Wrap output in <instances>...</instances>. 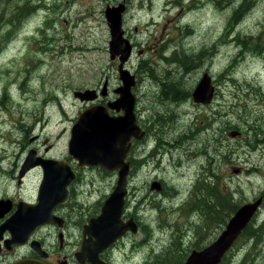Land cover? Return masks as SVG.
<instances>
[{
    "label": "rangeland",
    "instance_id": "374dc122",
    "mask_svg": "<svg viewBox=\"0 0 264 264\" xmlns=\"http://www.w3.org/2000/svg\"><path fill=\"white\" fill-rule=\"evenodd\" d=\"M30 1L7 0L0 7V200L10 195L15 202L33 198L39 180L38 171L21 186L11 178L26 151L66 150L67 141L57 137L69 126L66 119L81 113L73 94L102 87L107 76L120 79V61L109 53L105 0H36L28 9ZM133 3L138 14L127 25L141 45L124 68L138 81L136 110L150 139L142 142L141 158L148 164L132 174L126 211L139 229L124 238L114 264H151L175 245L186 250L201 238L203 246L216 241L234 214L227 224L196 232L192 225L207 216V191L204 207L194 208L192 216L177 212L204 175L214 192L230 193L231 207L262 200L253 222L259 232L240 236L226 263L264 264V0ZM205 74L215 95L201 105L192 94ZM93 176L79 185L81 204L94 205L118 181L108 179L103 188V179ZM155 182L164 191L152 190ZM43 235L49 245H59L57 230Z\"/></svg>",
    "mask_w": 264,
    "mask_h": 264
},
{
    "label": "water",
    "instance_id": "95a60500",
    "mask_svg": "<svg viewBox=\"0 0 264 264\" xmlns=\"http://www.w3.org/2000/svg\"><path fill=\"white\" fill-rule=\"evenodd\" d=\"M123 9L124 7L121 6L120 8H107L105 11L111 29L110 58L111 60L119 59V78L123 83L118 90L120 97L114 103L109 104V107L123 114L110 116L104 107H92L83 111L72 128L73 135L69 142V154L79 162L80 166H100L108 171H118L117 185L104 203L102 214L91 220L85 227L84 241L77 254V261L81 264H107L101 259L100 254L128 232L136 234L139 229L134 218L123 219L126 215L130 174V163L126 159L131 149V140L133 138L140 140L144 135L137 124L135 115L136 99L132 93V87L136 79L128 69L124 68V64L132 56V46L130 41L124 37ZM95 93V90L79 91L74 94V97L81 102H93L97 97ZM214 95L215 86L212 78L205 74L192 94L193 100L197 104L208 105L212 102ZM238 135V132L231 134L232 137ZM55 165L59 164L53 160L31 158H28L23 165V173L36 166L43 167L44 180L39 191L38 204L20 202L17 213L1 228V234L6 230L11 234V240L6 242L22 246L40 226L46 224L64 226L63 219L55 216L53 209L56 205L66 202L67 198L57 194L53 196L48 190L49 186L57 190L59 177L62 176L56 171H51V169H58ZM68 177L73 179L74 175L69 172ZM151 188L160 191L161 183L155 182ZM261 204L260 199L240 207L221 236L203 250L191 252L185 264H221L239 237L252 223ZM32 248L40 253L42 258H47V252L41 249L39 243L34 242ZM13 264L46 263L38 260H20Z\"/></svg>",
    "mask_w": 264,
    "mask_h": 264
},
{
    "label": "flooded vegetation",
    "instance_id": "af4514ba",
    "mask_svg": "<svg viewBox=\"0 0 264 264\" xmlns=\"http://www.w3.org/2000/svg\"><path fill=\"white\" fill-rule=\"evenodd\" d=\"M214 0H190V3H212ZM106 3V9L107 8H120L121 6L124 7V12L122 13V28L124 30V37L130 41L132 46V54L138 49V47L141 45L138 38L136 36H133L134 42L130 37V27L127 25L129 21H134L136 19V16L138 13H135L137 8L135 7V3H133V0H105ZM144 4V3H142ZM150 4V3H149ZM141 7V5H140ZM106 17V15H105ZM109 32L111 35V29L109 26V21L107 20ZM135 32H138V28H134ZM150 41H146L142 43V49H139L138 52L141 53L142 50L144 51V48H147V45ZM203 51V50H202ZM115 63L119 62L118 60H114ZM130 73L132 74L131 70L128 69ZM133 75V74H132ZM134 76V75H133ZM136 79V76H134ZM137 77L139 79V82L141 83L142 77L140 73H137ZM138 84V81L136 79L135 85ZM123 83L120 79H118L117 76L110 77L107 76L105 82L103 83L102 87L94 88L96 91L95 95L97 96L96 99L93 102H81L80 110L81 113L89 108L92 107H104L108 110V114L110 116H120L123 113L117 112L116 110H112L109 107V104L114 103L119 97L120 94L118 93V90L120 87H122ZM135 85L133 87H135ZM105 87V88H104ZM132 87V93L136 95L137 94L133 91ZM99 90H101L99 92ZM74 95V94H73ZM77 98H75L76 100ZM138 101V97H137ZM140 105V104H139ZM80 113V114H81ZM135 115L137 119V124L140 127V129L144 132L143 137L138 140L133 138L131 140V149L128 154V157L126 159L127 162L130 163V174H129V193L126 199V202L129 201V194H130V180L132 177V174L135 172L136 168L140 170L143 168L146 164H148V161L146 159H142V151L146 150V147H142V142H144L146 139H150L149 131L141 124L140 117L136 110V104H135ZM67 122L69 123L68 127H64L61 132L58 135V139H63L64 141H67V148L64 150L63 153L59 151V149H56L53 151L52 149L41 148V146L36 147L35 149H29L26 151L25 159L23 160V164L18 168V166L15 167V169L11 172V178L12 180L16 179L18 180V184L21 186L24 184L26 178L29 174H31L34 171L39 172V180L37 183V186H35V195L31 199H21L18 202H15L14 199L11 198L10 195H7L5 198H1L0 200V234H1V228L4 227V225L8 222L9 219H11L18 211V205L20 202H26L28 204H38L37 199L39 195L40 188L42 186L43 180H44V169L41 166H36L32 169H29L26 171V173H23V165L26 163L28 158L31 159H48L53 160L59 165H55L58 167V169H51V171H56L58 174H62L61 177H59L58 181V188L57 190H54L53 187L49 186L48 190L53 194V196L61 195V197L66 196L67 200L66 202L62 204H58L53 209V214L61 219H63V227H60L58 224H46L43 226L38 227L35 232L28 238V242L25 245L22 246H16L13 244H10L9 242H6L8 240H11V234L8 230H6L2 236H0V264H13L20 260H38L42 261L46 264H81L77 261V254L81 250L82 243L84 241V230L85 227L89 225L90 221L93 219L98 218L102 214V208L104 203L106 202L107 198L111 195V193L114 191L117 183L111 187L110 191L108 193L103 194V199L100 201H96L94 205L89 204V202L81 204L78 195H79V185L80 183H84L86 181V178H93V173L97 172L98 178L103 179L105 186V181L108 179H113L114 177L118 176V171H108L103 169L100 166H80L79 162L72 158V156L69 154V142L73 135L72 128L75 126L76 122L78 121L77 117L67 118ZM44 128H42L41 132L43 133ZM41 133V134H42ZM45 144V141L43 142ZM64 164V165H60ZM213 164V161H212ZM22 167V170H21ZM20 169V170H19ZM71 172L74 175L73 179H70L68 177V173ZM100 174V175H99ZM101 176V177H100ZM203 178V177H202ZM201 178V179H202ZM199 179V180H201ZM198 180V181H199ZM88 184L90 182V179L87 181ZM118 182V181H117ZM162 183H161V190H162ZM195 189V187H194ZM191 191L190 195H193V191ZM108 191V190H107ZM164 191V188L163 190ZM34 194V193H33ZM174 198H176L174 196ZM192 199V196L190 200ZM189 200V201H190ZM188 201V202H189ZM187 202V204H188ZM187 204L181 209H184L187 207ZM245 204H248V201H246ZM261 208V207H260ZM174 212L177 211V208H172ZM181 209H179L177 212H182ZM93 211V214H88ZM134 218V217H131ZM124 220L130 219L128 217L127 213L123 218ZM135 222L136 218H134ZM48 229H55L57 230V236L59 239V245L54 246L53 244H48L46 239L44 238V235L41 237V233L44 230ZM74 230L79 231V239H77L76 233ZM72 231L74 233H72ZM131 232H128L123 238L115 242L112 246L107 248L104 252L100 254L101 259L106 262L107 264H114L115 253L120 250V246L124 240ZM75 239L74 246H73V253L69 251L70 248V239ZM36 242L39 243L41 246V249L45 252H47L48 256L47 258H42L41 254L35 251L32 248V244ZM7 243V245H6ZM125 263H127V259L123 260ZM87 264V263H86Z\"/></svg>",
    "mask_w": 264,
    "mask_h": 264
},
{
    "label": "trees",
    "instance_id": "16d2710c",
    "mask_svg": "<svg viewBox=\"0 0 264 264\" xmlns=\"http://www.w3.org/2000/svg\"><path fill=\"white\" fill-rule=\"evenodd\" d=\"M7 0H0V7L1 4L5 3ZM31 3H36V0H31L30 2H27L26 8H30ZM41 5H37V8H39ZM3 20V15L0 13V25ZM5 22V21H4ZM153 70V69H152ZM176 85V83H174ZM205 181V182H204ZM210 181L208 178H205V175L201 180L198 181V183L195 185V189L193 191L192 195V201L188 202L187 207L184 209H181L184 216H192L194 208L198 210L199 206L204 207L203 205L206 203V198L204 197V192L207 191V194L211 197V201L209 203V207L207 208V216L203 215L201 222H195L193 226V229L197 232L200 230L201 234L208 228L212 226H222L226 223L225 218H231V215L235 214L236 211L241 207L242 202L238 203V205H234V207H231L230 204H233L232 198L229 196V192L225 194L222 190H218L217 192H214V187L212 183H208ZM203 182L205 185H203ZM208 183V184H207ZM227 203L229 205H227ZM213 205V206H212ZM214 210H212V208ZM227 209H229L228 213ZM225 211V213H224ZM191 213V215H190ZM257 219H254L252 223L246 228V230L243 232L242 237L248 236V234L251 237L255 236V233H258L259 231L254 229L253 222H256ZM253 224V225H252ZM226 226V225H225ZM182 234L183 230L178 228V231ZM176 239L180 243V236H176ZM202 238L200 239L199 243L193 244L189 246L186 250H182L180 248V245H175L173 248L163 252L162 255L158 256L151 264H169L170 262H173V264H185L187 258L193 251H201L204 248L207 247V245L203 246V242H201ZM178 243V244H179ZM229 255H231V252L227 254L221 264H227L226 262L229 259ZM168 260L170 262H168Z\"/></svg>",
    "mask_w": 264,
    "mask_h": 264
}]
</instances>
